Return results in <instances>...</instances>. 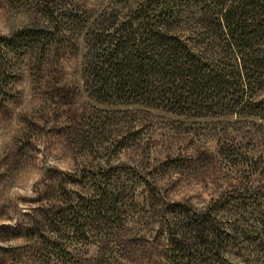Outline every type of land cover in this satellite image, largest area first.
<instances>
[{
  "label": "rangeland",
  "instance_id": "obj_1",
  "mask_svg": "<svg viewBox=\"0 0 264 264\" xmlns=\"http://www.w3.org/2000/svg\"><path fill=\"white\" fill-rule=\"evenodd\" d=\"M113 1L54 0L44 73L32 70L30 54L15 56L16 72L0 73V264H172L167 230L183 212L228 229L223 263L264 264V83L241 107L224 101L202 116L96 95L84 76L86 43L90 23L115 13ZM163 3L173 33L215 56L232 81L236 61L214 39L210 1L123 0L119 23L145 6L159 15ZM36 17L27 1L0 0V35ZM104 185L117 187L109 221L120 228L107 231L100 218L87 240L46 247L52 228L66 229L56 220L69 198L80 206Z\"/></svg>",
  "mask_w": 264,
  "mask_h": 264
},
{
  "label": "trees",
  "instance_id": "obj_2",
  "mask_svg": "<svg viewBox=\"0 0 264 264\" xmlns=\"http://www.w3.org/2000/svg\"><path fill=\"white\" fill-rule=\"evenodd\" d=\"M24 1L42 18L36 17L35 24L10 35H0L2 74L19 69L18 61H14L19 54L31 55L32 70L38 75L44 73L49 63L46 55L52 49L49 42L53 33L49 25L54 22V0ZM122 1L112 2L111 10L116 14L102 15L90 23L84 76L96 95L111 100L135 99L149 106H164L172 112L202 116L219 108L224 101L232 103L233 108L241 107L249 92L264 83V0H206L215 14L211 29L214 39L226 44L224 48L236 61L231 71L232 81L219 67L215 68V56L207 57L204 52L193 50L173 33L175 15L168 5L156 6L159 15L154 13L155 9L145 6L137 11L144 12L139 18L119 23L118 5ZM65 14L77 26L82 24L78 17ZM95 192L94 195L86 193L80 206L76 198H69L56 220L66 229L52 228L53 234L42 241L46 247L54 245L59 249L61 241H68L70 246L87 240V229L101 219L107 224V231L120 228L119 222L109 221L113 217L110 213L116 212L119 203L117 187L104 185ZM82 214L93 220L80 218ZM195 216L189 217L183 212L176 220L169 221L170 261L172 264H227L222 261L227 254L224 245L229 238L228 229L219 228L208 217ZM249 256H244L243 261ZM252 259L260 261L261 257Z\"/></svg>",
  "mask_w": 264,
  "mask_h": 264
}]
</instances>
